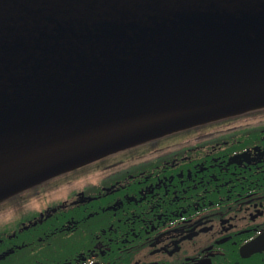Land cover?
Instances as JSON below:
<instances>
[{
  "label": "water",
  "instance_id": "obj_1",
  "mask_svg": "<svg viewBox=\"0 0 264 264\" xmlns=\"http://www.w3.org/2000/svg\"><path fill=\"white\" fill-rule=\"evenodd\" d=\"M264 108V0H0V200Z\"/></svg>",
  "mask_w": 264,
  "mask_h": 264
},
{
  "label": "flooded vegetation",
  "instance_id": "obj_2",
  "mask_svg": "<svg viewBox=\"0 0 264 264\" xmlns=\"http://www.w3.org/2000/svg\"><path fill=\"white\" fill-rule=\"evenodd\" d=\"M116 153L0 200V264H264V115Z\"/></svg>",
  "mask_w": 264,
  "mask_h": 264
},
{
  "label": "rangeland",
  "instance_id": "obj_3",
  "mask_svg": "<svg viewBox=\"0 0 264 264\" xmlns=\"http://www.w3.org/2000/svg\"><path fill=\"white\" fill-rule=\"evenodd\" d=\"M117 155H118L117 153L114 154V155L109 154V155H107V156L104 157V158H105L104 161H105L106 163H108V162H112V161L114 160V158H115ZM100 159H103V158H100ZM100 159H95V160L90 161V162H88V163H86V164H96L97 162L100 161ZM57 176H58V175H57Z\"/></svg>",
  "mask_w": 264,
  "mask_h": 264
},
{
  "label": "trees",
  "instance_id": "obj_4",
  "mask_svg": "<svg viewBox=\"0 0 264 264\" xmlns=\"http://www.w3.org/2000/svg\"><path fill=\"white\" fill-rule=\"evenodd\" d=\"M251 115H264V109L257 110L251 113L244 114V116H251Z\"/></svg>",
  "mask_w": 264,
  "mask_h": 264
}]
</instances>
